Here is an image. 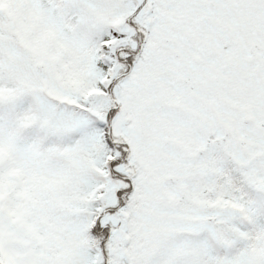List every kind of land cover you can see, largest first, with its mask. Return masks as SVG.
<instances>
[{"label": "snow or ice", "instance_id": "1", "mask_svg": "<svg viewBox=\"0 0 264 264\" xmlns=\"http://www.w3.org/2000/svg\"><path fill=\"white\" fill-rule=\"evenodd\" d=\"M0 264H264V0H0Z\"/></svg>", "mask_w": 264, "mask_h": 264}]
</instances>
